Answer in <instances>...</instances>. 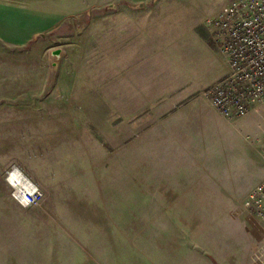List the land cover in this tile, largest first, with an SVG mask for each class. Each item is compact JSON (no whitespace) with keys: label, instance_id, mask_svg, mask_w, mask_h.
Listing matches in <instances>:
<instances>
[{"label":"rangeland","instance_id":"rangeland-1","mask_svg":"<svg viewBox=\"0 0 264 264\" xmlns=\"http://www.w3.org/2000/svg\"><path fill=\"white\" fill-rule=\"evenodd\" d=\"M229 1L0 0V264L39 263L46 236H55L43 221L46 216L55 221L87 206L99 209V201L112 202L114 214L133 193L124 183L147 184L144 192L151 193L152 182L168 180V172L174 175L183 165L191 169L183 160L156 157L169 149L165 141L150 136L136 141L135 118L126 120L132 116L118 110L119 80L109 82L119 79L120 58L136 54L143 63L156 64L154 81L155 69L163 70L153 104H188L183 102L192 96L181 98L180 86L172 83L178 77L197 90L195 104L209 105L201 92L224 75L226 66L206 20ZM136 12L145 22L139 29L132 26ZM38 33L44 37L33 40ZM147 117L145 127L151 123ZM227 123L247 135L239 149L264 163V104ZM255 138L259 141H250ZM13 168L43 192L40 206L14 199L6 180ZM251 190L241 193L243 205L223 207L227 220L212 224L238 229ZM129 208L131 219L152 209ZM222 212L216 208L208 214Z\"/></svg>","mask_w":264,"mask_h":264},{"label":"crops","instance_id":"crops-1","mask_svg":"<svg viewBox=\"0 0 264 264\" xmlns=\"http://www.w3.org/2000/svg\"><path fill=\"white\" fill-rule=\"evenodd\" d=\"M136 13L131 25L139 29L145 22L138 20L142 12ZM144 59L136 54L120 58L119 79L109 82L111 86L119 80L118 110L123 117L132 116L126 120L135 118L136 141H146L148 136L165 141L169 149L156 157L183 160L191 169L183 165L174 175L168 172V180L152 182L151 193L144 192L147 184L128 187L124 183L125 190L133 193H126L129 203L114 214L112 202L99 201V209L87 206L81 213L62 214L55 221L46 216L43 221L55 236H46L48 247L41 249L38 264H264V227L247 209L238 229L212 224L227 220L223 207L243 205L241 193L264 178L263 161L250 150L239 149L241 141H248L244 131L209 105L195 104L197 90L177 76L172 83L180 86L181 98L192 96L183 102L188 104L172 108L153 104L160 97L158 77L163 70L155 69L154 81L156 64L143 63ZM147 115L151 116L149 127H145ZM149 205L150 214L131 219L130 206ZM216 208L222 209V216L210 217L209 210L215 214ZM229 216L235 219L237 214Z\"/></svg>","mask_w":264,"mask_h":264},{"label":"built area","instance_id":"built-area-1","mask_svg":"<svg viewBox=\"0 0 264 264\" xmlns=\"http://www.w3.org/2000/svg\"><path fill=\"white\" fill-rule=\"evenodd\" d=\"M224 57L226 72L201 92L225 121L244 117L264 104V0H230L206 20ZM11 169L7 182L23 206H40L43 192L28 178L19 183ZM244 207L264 227V179L244 200Z\"/></svg>","mask_w":264,"mask_h":264},{"label":"bare ground","instance_id":"bare-ground-1","mask_svg":"<svg viewBox=\"0 0 264 264\" xmlns=\"http://www.w3.org/2000/svg\"><path fill=\"white\" fill-rule=\"evenodd\" d=\"M14 178L16 179V180H18V182L19 183H22L23 181H27L26 179H25V177L22 175V173H20L19 171H17V172H14Z\"/></svg>","mask_w":264,"mask_h":264},{"label":"water","instance_id":"water-1","mask_svg":"<svg viewBox=\"0 0 264 264\" xmlns=\"http://www.w3.org/2000/svg\"><path fill=\"white\" fill-rule=\"evenodd\" d=\"M142 4H140V6H141ZM38 36H41V37H44V34H42V33H38V34H35V36L33 37V40L35 39V38H37ZM56 53H59V50H57V51H55Z\"/></svg>","mask_w":264,"mask_h":264}]
</instances>
